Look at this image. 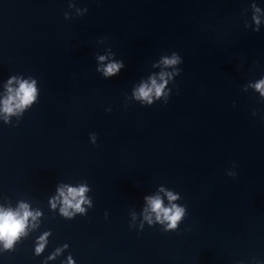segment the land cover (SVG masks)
<instances>
[{"label":"water","instance_id":"water-1","mask_svg":"<svg viewBox=\"0 0 264 264\" xmlns=\"http://www.w3.org/2000/svg\"><path fill=\"white\" fill-rule=\"evenodd\" d=\"M68 2L0 0V80L24 73L40 85L18 126L0 123V199L43 208L48 251L68 242L64 256L77 264L264 262V103L242 91L264 74V29L244 27L251 0H77L88 12L66 20ZM106 46L126 64L111 79L95 71ZM171 51L183 63L168 102H127ZM78 180L90 184L94 206L65 220L47 199L59 181ZM159 184L188 206L178 231L130 229V211ZM42 258L28 239L0 264Z\"/></svg>","mask_w":264,"mask_h":264},{"label":"clouds","instance_id":"clouds-1","mask_svg":"<svg viewBox=\"0 0 264 264\" xmlns=\"http://www.w3.org/2000/svg\"><path fill=\"white\" fill-rule=\"evenodd\" d=\"M250 19L246 18L244 27L254 32L264 29V6L251 0ZM69 11L64 12L66 20L84 16L88 7H80L77 0H69ZM248 9H245L247 14ZM107 37L100 38L97 43L105 45ZM95 71L104 79L118 76L126 64L122 58H117L116 52L111 46L103 47L95 53ZM183 57L177 51L162 53L158 59L152 61L151 71L134 82L130 94H125L127 102H136L141 106L150 107L157 102L167 103L175 88V78L180 75ZM252 90L258 94V100L264 103V74L256 79H250L243 85L242 91ZM40 85L33 75L14 73L0 80V123L4 125L18 126L25 113L39 102ZM111 106L107 111H111ZM257 109L252 110V115H257ZM264 113V110H260ZM264 119V114L261 116ZM15 120V124L13 121ZM97 133L90 132L89 140L93 145L97 144ZM236 162L226 169V174L235 177ZM92 188L87 180L59 181L54 192L48 196V209L58 214L65 220H72L77 215L85 216L88 210L94 206V200L90 193ZM182 194L165 184H159L154 190L143 196L139 210L133 208L129 215V228L138 232L145 226L159 225L162 232H177L179 226L188 215V206L181 203ZM107 212L105 218H107ZM43 208L34 206L30 200L18 199L12 202L7 197L0 199V257L5 253L14 252L24 240H32V255L43 257L41 264H50L59 260V264H77L71 252L64 256L70 244L65 242L48 251L52 229H42L45 220ZM48 251L47 255L44 253ZM242 264V262H241ZM254 264H264L254 258Z\"/></svg>","mask_w":264,"mask_h":264}]
</instances>
